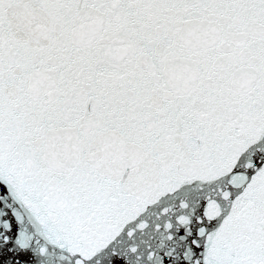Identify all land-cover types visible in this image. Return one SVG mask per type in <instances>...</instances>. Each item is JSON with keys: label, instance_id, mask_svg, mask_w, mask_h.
Returning <instances> with one entry per match:
<instances>
[{"label": "snow or ice", "instance_id": "obj_1", "mask_svg": "<svg viewBox=\"0 0 264 264\" xmlns=\"http://www.w3.org/2000/svg\"><path fill=\"white\" fill-rule=\"evenodd\" d=\"M0 264H264V0H0Z\"/></svg>", "mask_w": 264, "mask_h": 264}]
</instances>
